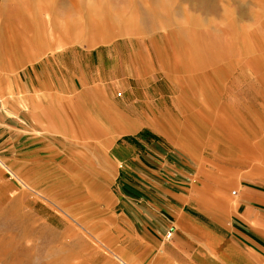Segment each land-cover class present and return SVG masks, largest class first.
<instances>
[{
    "label": "rangeland",
    "instance_id": "1",
    "mask_svg": "<svg viewBox=\"0 0 264 264\" xmlns=\"http://www.w3.org/2000/svg\"><path fill=\"white\" fill-rule=\"evenodd\" d=\"M199 1L0 0V162L33 187L0 163V264H122L118 256L129 264H197L192 249L188 254L174 242L175 222L164 211L136 201L147 207V215H136V225L121 213L117 165L108 150L117 138L135 133L165 154L164 174L151 186L159 192L157 185L179 183V211L183 202L191 212L199 203L222 225L248 221L243 192L264 186V150L256 142L264 137V0ZM13 19L20 23L14 26ZM101 99L119 114L112 115ZM46 106L55 129L42 114ZM99 114L110 115L111 125L124 117L125 126L109 125L89 140L67 132L84 129L88 116ZM235 120L259 130L255 159L233 156L228 144H216L214 126ZM69 146L93 149L92 166L99 173L89 174L98 181V189L91 185L97 194L90 186L73 197L56 191L68 178L59 165L66 163ZM226 149L230 155L223 154ZM213 154L259 162L240 167L215 161L212 167ZM183 164L189 174L180 181ZM208 169L215 174L203 189L202 172ZM40 194L58 196L82 224L56 214L62 213L58 205ZM91 220L97 221L86 231Z\"/></svg>",
    "mask_w": 264,
    "mask_h": 264
},
{
    "label": "crops",
    "instance_id": "2",
    "mask_svg": "<svg viewBox=\"0 0 264 264\" xmlns=\"http://www.w3.org/2000/svg\"><path fill=\"white\" fill-rule=\"evenodd\" d=\"M21 61L24 62L26 59L23 58ZM88 94L90 99L92 98L94 101L98 99V97L96 98L94 95L95 93L93 90L88 91ZM100 102L101 104H104L105 107L110 106L112 108V115L117 113L112 105L103 103V99H101ZM96 104L98 109L102 111L104 106L101 105V107H99L98 101ZM42 114L44 118L47 117L49 123L48 126H51L53 123L51 120V116L53 115L51 110L46 106L45 109L42 110ZM88 117V122H86V120L85 123H82L84 129L78 132L76 131L75 133L67 131L69 132V135L74 134L80 138H84V140H89L91 137L104 135V132L107 129H110L109 125L116 128L125 126L124 117L119 120V125L107 124V122H109L110 115L100 116L99 114L97 119H94L90 115ZM97 122L98 124L96 125ZM103 124L107 126L102 127ZM69 128L71 127L65 128V130ZM59 130L61 129H58V131ZM136 139L140 143L137 147ZM87 141L84 142V145L91 147L93 142ZM146 141L143 137H137L135 133L117 138L108 150L109 157L114 162V164L117 165V174L115 180H118L117 188L119 192L117 194L118 196L120 195L119 203L121 206L119 208L121 209L123 216L127 220L129 219L130 223L136 225V215H147L145 212L147 207H137L136 201H142L146 206L148 204L151 206L150 208L152 210L164 211L165 217L170 221L173 218L172 221L175 222V228H171V231L174 234L176 233L175 238L179 239L180 241L175 239L174 242H176L178 245L181 243V247L183 248L182 250L184 252L187 251L188 254H190L192 249L195 252L197 264H264V186L260 188L246 186L242 196L243 206H241V208H243L246 216L248 215L249 218L247 219L248 221L243 223V225H241V223H239L240 225H234L233 222H231L229 226L222 225L217 220L208 217L209 214L200 211L201 206L199 203L195 204L196 210H192L191 212V210L187 209L188 203L183 202L182 208L179 211L178 207L180 204L176 202L179 200V197L177 198L175 196H180L179 187L182 186H180L179 183L178 185L171 186H158L156 184L159 192L158 190H154L151 186L154 185L153 178L155 176L159 177L162 173L164 174V171L161 169H166L165 165L167 162L163 161L165 160V154H159L158 149L155 147L156 145L151 143L152 139L146 138ZM92 147L93 149L95 148L94 150H99L101 155L106 152L103 145H96V143H94ZM93 149L76 152L75 148L70 147V154H67V161L64 165H59V162L62 159L58 157H61V155H56V161L58 160L57 165H59L63 171L61 173L68 176L67 180H60V182L57 184L55 183V189L57 192L59 191V193L62 194L68 193L72 195L71 197H73L78 194L81 189L89 188L90 186L92 193H98L94 187H91L92 184L95 185L98 181L92 180V176L89 174V172L97 174L99 173V170H97L98 168H94V166H92L91 156ZM87 152L88 154H86ZM217 153L219 152L217 151ZM155 155H157V158ZM217 158L213 154L212 160L209 162L212 167L218 166L215 161H227L229 165L240 167L246 166L252 162H259L250 161L245 163H236L228 160H219ZM0 163H2V165L11 173L12 176L18 179L20 183L21 181H24L33 190V187L28 183L27 180L19 178L17 173L11 170V168L2 160ZM184 166V164L181 165L179 167L180 170L177 168L179 176L177 178H179L180 181L184 180L183 177H185L188 173L183 171ZM171 172L172 171H170V173ZM213 174L215 173L209 169L202 172L203 189L209 187L208 182L213 180ZM78 182H81L82 184V187L79 189L75 187ZM95 187L98 189V183ZM234 192H236V190ZM162 193L164 194L162 195ZM40 195L47 199L51 198H48L47 195ZM71 197L69 196L67 203L72 202ZM60 200L61 199L58 196L52 197L50 199L54 206L58 205L61 211L66 210V212L71 214L75 219V223L82 224L77 217L75 212L76 210L74 208L66 209L63 207L64 205L61 206ZM188 200L190 203V201H193L194 199L191 200L190 198H187V201ZM82 203L83 205L84 203L88 204L89 200L87 199L85 202L82 201ZM190 204L189 206H192ZM95 221L97 220H91L83 227L90 231L92 225L96 223ZM149 229V227H146V230Z\"/></svg>",
    "mask_w": 264,
    "mask_h": 264
},
{
    "label": "bare ground",
    "instance_id": "3",
    "mask_svg": "<svg viewBox=\"0 0 264 264\" xmlns=\"http://www.w3.org/2000/svg\"><path fill=\"white\" fill-rule=\"evenodd\" d=\"M202 1V0H200ZM199 1V2H200ZM205 1V0H204ZM12 21H14V26L19 24L20 21L19 20H16V19H13ZM12 21H8L7 20V24L8 23H13ZM10 25V24H9ZM8 28H13L12 27V24L10 26H8ZM248 65L249 64V61L247 62ZM258 66V65H257ZM243 69V68H242ZM242 76V75H241ZM113 117V116H111ZM240 120H235L232 124H223L222 122H219L217 123L215 126H214V137H215V142L216 144L217 143H224V144H228L230 146V148H232L231 150V154L233 156H238L241 157V158H244L245 160L247 159H253L255 157V154L258 152H254V144H256L257 142V145L261 148L263 147L262 149L264 150V137L263 139H261L259 142L255 140L257 139V137H259L258 135L260 134L259 130L258 131H255L254 129H250V128H246V127H242V125H240L241 123H239ZM241 126V127H240ZM256 127V126H255ZM209 135V134H208ZM212 135V134H210ZM249 136L252 137L253 140H250L249 139ZM262 136V135H261ZM211 139V137H210ZM254 141V142H253ZM210 142V141H209ZM214 142V143H215ZM218 144V145H219ZM213 148V147H212ZM216 148V146L214 147ZM213 148V149H214ZM222 149V148H220ZM259 153V152H258ZM225 155H230V151L228 149L224 150V153ZM255 159V158H254ZM233 193H235L233 191ZM56 214H59L62 218H64L66 221H69V223H72V221H74V217L69 214L68 212H66V210H63L62 213L60 212H57ZM92 224V223H90ZM84 229L86 231H89L87 228L84 227ZM100 241V240H99ZM98 242V241H97ZM103 243V242H102ZM101 243V244H102ZM109 250V249H108ZM110 251V250H109ZM112 251V249H111ZM113 253V252H112ZM115 253V252H114ZM119 259V261L122 263V264H129L127 261L123 260L122 258H120L119 256L117 257ZM60 260V259H59ZM53 261V260H52ZM51 261V262H52ZM58 264V263H57Z\"/></svg>",
    "mask_w": 264,
    "mask_h": 264
},
{
    "label": "built area",
    "instance_id": "4",
    "mask_svg": "<svg viewBox=\"0 0 264 264\" xmlns=\"http://www.w3.org/2000/svg\"><path fill=\"white\" fill-rule=\"evenodd\" d=\"M2 105V92H1V88H0V107Z\"/></svg>",
    "mask_w": 264,
    "mask_h": 264
}]
</instances>
